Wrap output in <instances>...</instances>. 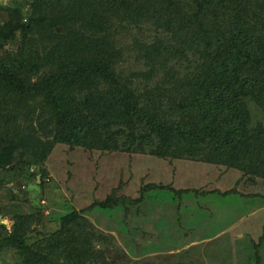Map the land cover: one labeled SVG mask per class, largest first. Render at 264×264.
Returning a JSON list of instances; mask_svg holds the SVG:
<instances>
[{"label":"trees","instance_id":"trees-1","mask_svg":"<svg viewBox=\"0 0 264 264\" xmlns=\"http://www.w3.org/2000/svg\"><path fill=\"white\" fill-rule=\"evenodd\" d=\"M263 3L194 0L182 6L180 0H110L108 6L103 0H65L53 7L52 14L41 12L37 20L21 27L23 38L49 33L66 43L68 33L74 47L68 64L45 58L49 73L35 83L31 75L40 68L33 64L21 75L0 67V169L9 165L16 148L28 156L24 162H37L47 176L45 163L57 145L136 151L138 144L141 151L148 148L157 157L181 159L186 152L264 179V126L253 123L250 112L253 106L264 109V7H259ZM109 13L119 20L147 23L160 38L166 32L174 34L180 44L176 54L189 66L177 91L178 102H166V95L140 98L128 85L118 87L115 69L120 56L113 53L109 37H95L108 25ZM153 47L149 54L162 60L165 43ZM81 91L88 92L80 97ZM22 100L30 104L23 108ZM61 224L41 245L28 247L18 223L5 241L25 260L44 264L101 260L103 253L95 250L87 220L74 213Z\"/></svg>","mask_w":264,"mask_h":264},{"label":"rangeland","instance_id":"rangeland-1","mask_svg":"<svg viewBox=\"0 0 264 264\" xmlns=\"http://www.w3.org/2000/svg\"><path fill=\"white\" fill-rule=\"evenodd\" d=\"M64 1L0 2V67L21 75L33 64L40 68L31 75L35 83L49 73L45 58H53V64L69 63L74 43L68 33L66 43L49 33L31 39L21 34L24 24L37 20L41 12L52 14ZM103 1L110 5V0ZM193 1L180 0L182 6ZM109 14L108 25L95 37H109L113 53L120 56L115 69L118 87L128 85L140 98L166 95V102H178L177 91L189 66L176 54L180 44L174 34L160 38L147 23ZM163 43L165 57L157 61L149 53L154 44ZM29 104L22 100L23 108ZM250 112L252 122L264 126V109L253 106ZM34 126L40 129L37 122ZM139 146L135 144L136 151H112L57 145L45 163L47 176L37 162H24L29 158L21 149L12 150L9 165L0 169V264H44L25 260L23 253L8 247V232L18 223L28 247L41 245L62 227V218L74 213L90 223L95 250L103 253L91 264H264V179L186 152L181 159L161 158ZM105 202L111 204L107 209L100 206Z\"/></svg>","mask_w":264,"mask_h":264},{"label":"water","instance_id":"water-1","mask_svg":"<svg viewBox=\"0 0 264 264\" xmlns=\"http://www.w3.org/2000/svg\"><path fill=\"white\" fill-rule=\"evenodd\" d=\"M8 0H0V2L6 4ZM59 31V30H58Z\"/></svg>","mask_w":264,"mask_h":264}]
</instances>
